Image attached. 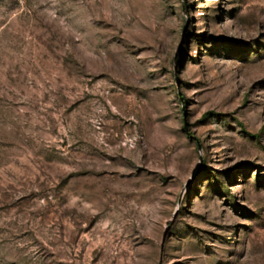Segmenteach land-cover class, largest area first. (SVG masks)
I'll return each mask as SVG.
<instances>
[{"label":"rangeland","instance_id":"374dc122","mask_svg":"<svg viewBox=\"0 0 264 264\" xmlns=\"http://www.w3.org/2000/svg\"><path fill=\"white\" fill-rule=\"evenodd\" d=\"M0 264H264V0H0Z\"/></svg>","mask_w":264,"mask_h":264}]
</instances>
